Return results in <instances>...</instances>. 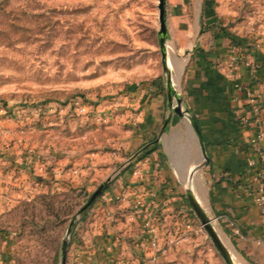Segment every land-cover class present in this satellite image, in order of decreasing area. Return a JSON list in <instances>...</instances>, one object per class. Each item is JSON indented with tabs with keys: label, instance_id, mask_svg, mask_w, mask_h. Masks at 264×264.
Masks as SVG:
<instances>
[{
	"label": "rangeland",
	"instance_id": "obj_1",
	"mask_svg": "<svg viewBox=\"0 0 264 264\" xmlns=\"http://www.w3.org/2000/svg\"><path fill=\"white\" fill-rule=\"evenodd\" d=\"M157 2L0 0V114L5 112L10 117V111L17 112L18 117L11 118L23 141L28 135L47 137L44 129L51 126V114L62 111L64 123L84 118V125H93L99 115L92 114L94 102L99 101L103 117L101 112L110 109L114 96L125 94L128 86L165 79ZM206 16L248 42L264 40V0H166L167 42L172 53L178 49V41L189 35L185 30L193 33L200 29ZM178 60L176 72L182 67V58ZM169 67L173 69L170 62ZM75 97L86 108L85 114L76 110ZM195 144L194 138L183 140L179 133L170 145L188 153ZM201 169L195 173L194 185ZM186 179L187 174L184 184ZM34 180L39 184L29 176L0 179V264H61L63 255L65 264H116L111 259H81L88 253L112 252L105 241L98 244V237H105V232L100 236L94 230L126 221L124 216L103 221L95 202L77 213L102 180L96 185L90 183L88 189L42 176ZM203 185L205 197L201 189L200 202L231 250L235 264H249L213 216L204 180ZM181 188L184 191L182 184ZM184 212L196 227L188 237L161 252L157 259L150 256V261L149 255L128 258H137V264H227L189 203L180 212L179 223ZM130 221L138 226L136 220ZM166 226L158 227L162 245L169 230ZM121 237L131 244L128 239L132 235Z\"/></svg>",
	"mask_w": 264,
	"mask_h": 264
},
{
	"label": "crops",
	"instance_id": "obj_2",
	"mask_svg": "<svg viewBox=\"0 0 264 264\" xmlns=\"http://www.w3.org/2000/svg\"><path fill=\"white\" fill-rule=\"evenodd\" d=\"M185 33L189 35L177 43L182 53L178 49L171 52V70L181 107L195 116L209 156L202 174H196L193 191L199 197L204 180L213 216L234 249L249 264H264V220L255 202L257 190L252 180L257 168L248 163L255 126L242 122L248 114L249 95L256 96L264 108V40L248 42L233 30L221 28L212 16L205 17L200 29L190 33L187 28ZM176 57L182 58L179 72L175 70L179 65ZM126 90L114 96L110 109L101 112L103 122L95 120L93 125H84L86 120L80 118L79 122L64 123L62 111L51 114L53 120L44 129V139L28 135L23 141L16 122L5 112L0 114V179L29 176L36 181L34 178L42 176L62 185H85L87 189L90 183L96 185L108 179L94 205L100 209L103 221L121 220V216L126 221L106 226L105 231L103 227L95 228L100 236L105 232V237H98V244L105 241L112 252L88 253L81 256L82 260L117 262L124 255H149L151 261L145 212L149 208L157 215L164 208L165 216L153 219L154 223L158 227L168 225L167 230L178 224L180 212L188 207L181 184L188 170L201 160L190 122L168 109L165 79L131 85ZM94 103L92 114L100 115V103ZM168 115V124L163 128ZM179 133L183 140H195L196 146L188 153L170 145ZM139 200L141 204H137ZM130 220H136L138 226ZM126 233L132 235L129 245L121 237ZM168 238L169 230L164 246Z\"/></svg>",
	"mask_w": 264,
	"mask_h": 264
},
{
	"label": "water",
	"instance_id": "obj_3",
	"mask_svg": "<svg viewBox=\"0 0 264 264\" xmlns=\"http://www.w3.org/2000/svg\"><path fill=\"white\" fill-rule=\"evenodd\" d=\"M157 1H158L157 7H158V20H159L158 44L161 54L162 66L165 70V87H166V95L168 101V109L170 112L172 111V112H176L177 114L184 115L188 119L191 127L193 128V131L195 132V135L197 136V140L200 148V154L202 156V160L188 170L187 174L188 176H191L196 169L201 168L208 162L209 156L207 154V150L205 147L204 137L198 126L195 116L191 114L187 109L181 107V97H180L178 85L176 83L175 76L173 75L169 67V62L172 64V58H171V51L169 49L170 47L167 42L168 27L166 20V0H157ZM168 121H169V115L165 118L163 128L168 124ZM107 184H108V179L102 180L98 184V186L91 192L86 202H84L77 209V213L79 214L84 212L92 203H94L95 200L106 189ZM183 188H184L185 197L190 207L199 217L201 224L207 230L214 245L216 246L217 250L220 252L224 261L227 264H235L231 250L224 243L220 233L213 225L211 217L207 215L204 207L200 202V198L197 197V195L195 194L193 188L189 183L183 184ZM61 264H65L64 255L62 257Z\"/></svg>",
	"mask_w": 264,
	"mask_h": 264
},
{
	"label": "built area",
	"instance_id": "obj_4",
	"mask_svg": "<svg viewBox=\"0 0 264 264\" xmlns=\"http://www.w3.org/2000/svg\"><path fill=\"white\" fill-rule=\"evenodd\" d=\"M73 104L78 112L85 114L86 108L81 102L80 98L75 97ZM247 115L243 117L242 122L247 125H254L255 130L250 138V143L253 146V152L248 159L250 166L256 167L255 171L252 173V180L255 184L257 194L255 195V202L259 205L261 209V214L264 220V119L263 112L264 108L260 104L259 99L254 95H249L247 100ZM3 107L0 105V109ZM9 112V111H8ZM79 113V114H80ZM10 117H18L17 112L10 111ZM93 116V115H92ZM103 120V117L96 115L94 119ZM104 192V191H103ZM102 192V193H103ZM142 201L139 200L141 204ZM140 206L137 205V210L140 211ZM146 226L149 234V244L152 250L150 256L152 259H157L161 252H163L166 247H170L174 244L180 242L183 238L190 235L192 230H196L193 221L190 219L188 213L184 212L181 216V222L175 224L169 228V238L167 246L161 244V233L158 230L157 224L154 223L153 219H158V217L165 216L164 208H160L157 215H154L151 209L147 208L146 212ZM264 240V235L262 237ZM137 258L122 257L119 258L116 264H137Z\"/></svg>",
	"mask_w": 264,
	"mask_h": 264
},
{
	"label": "bare ground",
	"instance_id": "obj_5",
	"mask_svg": "<svg viewBox=\"0 0 264 264\" xmlns=\"http://www.w3.org/2000/svg\"><path fill=\"white\" fill-rule=\"evenodd\" d=\"M201 160H202V156H201ZM197 170H199V169H196L191 176L187 175L186 183H189L191 185V187L193 186V181H194L193 179H194V176H195V173Z\"/></svg>",
	"mask_w": 264,
	"mask_h": 264
}]
</instances>
